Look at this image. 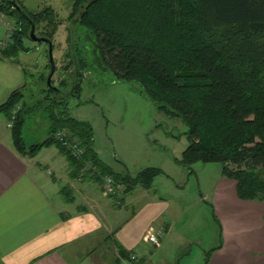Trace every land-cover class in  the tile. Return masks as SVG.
Listing matches in <instances>:
<instances>
[{
    "label": "trees",
    "instance_id": "16d2710c",
    "mask_svg": "<svg viewBox=\"0 0 264 264\" xmlns=\"http://www.w3.org/2000/svg\"><path fill=\"white\" fill-rule=\"evenodd\" d=\"M19 7L33 22L35 35L51 41L53 52L56 24L47 19L49 12L32 15ZM0 12L14 18L16 27L1 56L14 59L34 49L25 45L30 27L22 15L3 2ZM67 20L71 27L84 29L86 43L93 36L95 66L110 71L117 81L137 83L140 94L186 126L189 143L181 159H175L177 165L188 169L197 162L220 164L221 176L235 182L239 200L264 202V0H72ZM71 40L53 86L58 91L44 90V105L58 108L48 114L46 139L24 142L29 108L22 89L11 91L0 104V114L12 125L15 151L34 157L55 146L71 178L93 181L101 189L103 177L109 176L125 195L138 186L149 190L161 170L146 168L133 178L114 174L92 148L90 125L69 115L67 100L78 96L79 77L88 64L77 60L79 46ZM55 72L56 67L52 78ZM57 132H65V142L75 144L80 154L72 155L56 140Z\"/></svg>",
    "mask_w": 264,
    "mask_h": 264
},
{
    "label": "crops",
    "instance_id": "0c3cea01",
    "mask_svg": "<svg viewBox=\"0 0 264 264\" xmlns=\"http://www.w3.org/2000/svg\"><path fill=\"white\" fill-rule=\"evenodd\" d=\"M5 32L6 27L0 26V39ZM19 55L7 59L0 53V104L11 91L26 88L27 73ZM7 123L0 114V264H74L71 256L79 249H94L100 240L109 244L105 250L111 255L103 264H170L164 255L180 251L185 242L182 236L179 243L171 239L185 223L189 204H184L181 215L183 207L138 186L134 189L143 192L131 201L136 208L127 211L124 197L132 191L115 194L117 200L109 202L93 181L69 176L68 163L55 146L34 157L20 155ZM61 184L69 188L63 192ZM192 203L194 207L209 203L220 228V237L200 249V264L207 253V264H264V202L239 200L235 182L220 176L207 195ZM102 206L111 214L109 223L102 216ZM156 230L162 235L159 246L152 247L146 236ZM121 250L128 256L120 255ZM181 261L190 264L188 258Z\"/></svg>",
    "mask_w": 264,
    "mask_h": 264
},
{
    "label": "rangeland",
    "instance_id": "374dc122",
    "mask_svg": "<svg viewBox=\"0 0 264 264\" xmlns=\"http://www.w3.org/2000/svg\"><path fill=\"white\" fill-rule=\"evenodd\" d=\"M16 2L32 15L48 11L50 15L46 16L47 19L56 24L52 37L55 45L52 56L56 67L52 86L57 85L56 79L64 62L62 54L68 45H71L68 41H72L71 39L76 41L79 46L77 60L86 59L88 64L79 77L78 96L69 97L67 100L69 115L90 125L92 148L99 160L114 174L133 178L146 168L162 171L154 180L149 192L151 194L157 192L164 199L177 203L180 208L183 207L181 215L185 212L184 204L190 205L185 213V223L175 229L171 239L179 243L178 237L182 236L181 241L185 242L180 244V251L174 254L166 253L164 257H169L170 264H180L181 260L187 258L190 264H200L202 258L200 249L211 245L220 237V228L218 221L211 215L209 203L194 207L192 201L200 200L202 195H207L214 188L221 176V165L197 162L184 169L176 164L175 159H181L182 152L189 143L186 126L179 119L160 111L149 99L140 94L137 83L117 81L110 71H101L92 63L97 53L96 41L91 36L92 38H87L86 43L84 29L77 25L75 28L71 27L72 23L67 20L72 0H16ZM8 19L10 22L14 20L11 17ZM47 19L44 17L43 25L47 24ZM37 33H40L39 29ZM25 45L30 48L35 46L28 53H21L18 56L27 73L26 88L22 92L26 108H30L24 113L22 137L27 145H31L47 138L50 126L48 114L58 108L54 105H46V108L43 103L44 90L48 86L41 77L47 76L49 72L46 68L48 58L45 43L26 40ZM54 96L55 94H52L49 98ZM59 188L69 187L61 184ZM141 192L143 191L133 189L130 197L126 200L124 197L123 209L129 207L127 211L135 209L137 204L131 201ZM76 199L78 200V197ZM108 200L116 201L117 198L109 197ZM101 210L106 222H111V214L104 206ZM186 238L189 240H185ZM200 243L202 245L199 247ZM93 245L94 249H79L78 254L71 256L70 259L74 264H103L111 259V255L106 251L109 246L106 241L100 240Z\"/></svg>",
    "mask_w": 264,
    "mask_h": 264
},
{
    "label": "built area",
    "instance_id": "2783aa9c",
    "mask_svg": "<svg viewBox=\"0 0 264 264\" xmlns=\"http://www.w3.org/2000/svg\"><path fill=\"white\" fill-rule=\"evenodd\" d=\"M0 26H4L6 27V32H5V36L0 39V52L5 50L12 41V35L16 29L15 25L11 24L8 20V18L3 15L0 12ZM7 127L10 128L11 127V123H7ZM65 132H57L54 135V138L60 142H63V145L70 150V152L72 153V155H79L80 154V150L78 149V147L75 144H72V146L70 144H68V142H65L64 138H65ZM121 187H117L115 186V183L113 181V179L109 176H104L102 179V187L101 190L103 192L104 195L112 197L115 194H122L123 193V189L121 190ZM162 232L160 230H156V231H152L151 234L146 236V242L148 244H150L152 247H158L159 246V237H161ZM132 261H135V257L132 256L130 258Z\"/></svg>",
    "mask_w": 264,
    "mask_h": 264
},
{
    "label": "water",
    "instance_id": "95a60500",
    "mask_svg": "<svg viewBox=\"0 0 264 264\" xmlns=\"http://www.w3.org/2000/svg\"><path fill=\"white\" fill-rule=\"evenodd\" d=\"M0 2L8 3L9 5H11L28 22L29 27H30L29 38L32 42L45 43V45L47 46V58H48V62H49V72L46 76V84H47L48 88H51L54 91H58V89L51 86V83H50L52 75L54 73V68H55V64H54V60H53V56H52V43H51V41L47 38L37 37L35 35V26H34L33 22L29 19V17L25 14V12L18 6L16 0H0Z\"/></svg>",
    "mask_w": 264,
    "mask_h": 264
}]
</instances>
